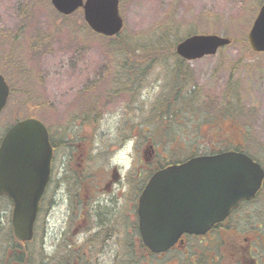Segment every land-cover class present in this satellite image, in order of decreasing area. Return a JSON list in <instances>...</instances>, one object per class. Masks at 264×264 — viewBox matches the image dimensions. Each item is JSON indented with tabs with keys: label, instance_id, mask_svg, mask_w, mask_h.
<instances>
[{
	"label": "rangeland",
	"instance_id": "374dc122",
	"mask_svg": "<svg viewBox=\"0 0 264 264\" xmlns=\"http://www.w3.org/2000/svg\"><path fill=\"white\" fill-rule=\"evenodd\" d=\"M263 1L121 0L123 33L134 45L155 38L152 32L165 25L177 27L185 36L218 34L233 40L217 54L193 61L168 51L153 64L126 58L127 64L145 65L122 66L109 48V39L91 30L82 10L64 17L51 0H0V72L12 86L9 103L0 115V141L15 122L34 116L53 132L61 130L64 138L89 127L91 134L103 132L102 143L112 147L121 132L130 130L140 145L152 142L170 151L171 144L170 154L173 150L184 158L193 155V144L201 154H209L214 142L223 147V141L213 138L217 124L227 118L226 124L232 125L231 140L264 162V52H254L248 42ZM135 54L146 55L142 50ZM179 66L189 76L181 88L176 83ZM192 86L197 115L182 104ZM191 98L183 101L191 102ZM168 103L172 104L169 108L165 107ZM94 106L101 110L98 121L90 114ZM233 107L237 114L232 113ZM172 109L179 114H164ZM87 115L94 124L85 119ZM122 135L132 140L131 132ZM168 136L184 146L182 151H175L174 143H166ZM52 189L44 199L38 234L29 244L35 264L44 263L43 254L65 252L66 206L63 200L56 202ZM3 205L0 200V207ZM0 211L3 219L6 213ZM248 211L252 221L260 213L264 224V196L258 208ZM234 217L236 223L237 214Z\"/></svg>",
	"mask_w": 264,
	"mask_h": 264
},
{
	"label": "flooded vegetation",
	"instance_id": "af4514ba",
	"mask_svg": "<svg viewBox=\"0 0 264 264\" xmlns=\"http://www.w3.org/2000/svg\"><path fill=\"white\" fill-rule=\"evenodd\" d=\"M90 114H95L98 121L100 107H92ZM85 119H90V115ZM226 119L217 124V134L213 138L223 141L224 146L218 147V142H214L209 154L234 150L249 155L245 147L229 137L232 125L226 124ZM95 120L90 119V124ZM223 122L226 125L222 126ZM86 129L72 131L66 138L61 130L54 131L51 140L53 158L49 190L53 187L54 197L58 198L56 202L63 200L66 206L68 264H108L109 261V264L264 263V224H261L260 213L257 221H252L248 211L259 207L264 196V182L255 198L242 202L228 218L215 224L206 234L184 233L172 248L154 253L145 245L141 235V194L156 172L199 155V146L193 144V155L179 158L173 150L170 154L171 144L170 151L168 147L160 149L152 142L140 145L136 135L125 130L126 134L131 132L135 141L134 160L130 170L118 173L109 167V160L125 146L129 136H123L121 132L117 137L119 141L106 147L102 143L103 132L91 134L93 129ZM170 137L173 136H168L167 144L174 143ZM175 145V151H182L184 146L180 142L176 141ZM261 165L264 168V162L261 161ZM236 214L237 222L234 223ZM218 234L224 235V239ZM233 238L241 241L233 242ZM206 239L210 240L209 244L204 242Z\"/></svg>",
	"mask_w": 264,
	"mask_h": 264
},
{
	"label": "water",
	"instance_id": "95a60500",
	"mask_svg": "<svg viewBox=\"0 0 264 264\" xmlns=\"http://www.w3.org/2000/svg\"><path fill=\"white\" fill-rule=\"evenodd\" d=\"M51 2L64 15L84 8L86 22L99 34L115 36L124 27L120 0ZM248 38L254 51L264 52V4ZM230 43V38L217 34H195L182 40L176 50L192 61L214 55ZM9 94L10 87L0 74V112ZM52 154L48 128L32 117L13 125L0 144V195L8 196L13 203V229L21 241L34 237L40 201L50 180ZM263 180L262 166L237 151L198 156L157 172L140 199V227L145 243L152 251L161 252L185 232L205 234L242 200L253 198Z\"/></svg>",
	"mask_w": 264,
	"mask_h": 264
},
{
	"label": "trees",
	"instance_id": "16d2710c",
	"mask_svg": "<svg viewBox=\"0 0 264 264\" xmlns=\"http://www.w3.org/2000/svg\"><path fill=\"white\" fill-rule=\"evenodd\" d=\"M191 32V31H190ZM152 34L156 35L155 38L145 40V43L142 45H134L130 39L126 38L124 33L117 35L116 37L107 38L110 41L109 48L112 50L113 56L121 62L122 66L130 65H145L144 62H138L136 64H127L124 59L130 60H147L151 64L158 62L164 58V53L168 51L174 52L176 50L177 43L185 36L182 35L178 28L173 25H165L163 28L153 31ZM138 50L145 51L146 55H136L135 52ZM182 62V61H181ZM150 64V65H151ZM181 65V63H180ZM150 67V66H149ZM177 75V84L180 88L186 85V70L179 66ZM193 90H189L188 94L182 97L186 99L192 97L191 102H186L182 100L183 107L196 110L195 96ZM171 103L167 104V108L170 107ZM172 105V104H171ZM232 112L236 113L238 109L233 107ZM177 111V110H176ZM176 111L169 110L171 115L175 114ZM0 200L4 203L3 207H0L6 215L3 217L0 215V264H35L33 259H31L29 244L31 242H21L19 241L13 231L11 224V213H12V204L7 197H0ZM43 210V209H42ZM1 213V211H0ZM66 245V244H65ZM61 256V257H60ZM43 264H68V257L65 252L59 255H44Z\"/></svg>",
	"mask_w": 264,
	"mask_h": 264
},
{
	"label": "clouds",
	"instance_id": "9594fccd",
	"mask_svg": "<svg viewBox=\"0 0 264 264\" xmlns=\"http://www.w3.org/2000/svg\"><path fill=\"white\" fill-rule=\"evenodd\" d=\"M134 143V140H129L122 149L114 153L109 160V167L115 169L118 173L130 170L134 160Z\"/></svg>",
	"mask_w": 264,
	"mask_h": 264
}]
</instances>
